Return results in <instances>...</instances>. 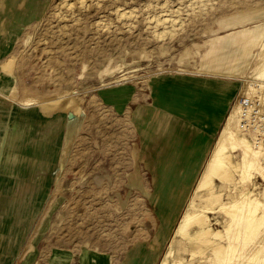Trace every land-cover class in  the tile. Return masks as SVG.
I'll return each instance as SVG.
<instances>
[{
	"label": "rangeland",
	"instance_id": "1",
	"mask_svg": "<svg viewBox=\"0 0 264 264\" xmlns=\"http://www.w3.org/2000/svg\"><path fill=\"white\" fill-rule=\"evenodd\" d=\"M5 2L9 7L0 6V85L12 89L0 93V135L8 125L18 127L20 115L41 120L42 112L46 118L43 124L36 120L30 125L29 135L21 142L3 145L0 157L17 163L12 172H24L27 156L43 154V140L49 142L48 155L52 157L56 151L57 135L47 127L65 130L61 174L43 208L45 219L33 230L42 222L45 225L39 233L43 239L40 245L47 253L84 249L111 253L124 251L132 243L124 264H138L137 258L142 255V264H157L173 239L193 188L170 231L180 201L174 186L176 166L157 163L167 166L171 175L165 184L158 178L150 197L156 201L158 231L147 201L128 187L125 172L134 149L129 124L101 104L97 90L128 81L147 85L152 77L172 72L202 75L197 71H201L211 42L218 36L258 26L264 21V0ZM166 24L171 28L167 29ZM244 49L245 57L238 54L237 60H246L258 47L250 44ZM124 73L128 77L120 79ZM222 78L239 79L243 86L241 77ZM63 92L69 94L60 96ZM22 97L39 100L22 105ZM70 114L74 116L67 118ZM71 125L74 127L69 134ZM222 127L223 123L220 131ZM67 134L70 137L66 144ZM33 138L36 144L31 143ZM162 147L158 161L168 151L167 141ZM239 152H234L235 159ZM216 180L213 184L223 202L251 187L250 182L237 183L235 188ZM252 181L254 191L262 193L264 180L257 175ZM218 209L208 211V216L213 228L222 229L228 218ZM144 240L160 242L146 251ZM4 250L0 247V251ZM204 253L205 257L209 250ZM189 255L188 246L174 247V256L185 258L184 264L207 263L199 261L201 255L193 260ZM110 263L114 264L112 260Z\"/></svg>",
	"mask_w": 264,
	"mask_h": 264
},
{
	"label": "crops",
	"instance_id": "2",
	"mask_svg": "<svg viewBox=\"0 0 264 264\" xmlns=\"http://www.w3.org/2000/svg\"><path fill=\"white\" fill-rule=\"evenodd\" d=\"M13 1L15 3L17 0H8ZM5 3V0H0V6L9 7ZM249 30L252 31L253 27ZM249 30L216 37L208 52H212L214 56L222 53L220 55L223 60L218 62L220 70L210 67V61L207 68L239 74L241 65L238 62L244 65L247 59L241 58L238 61L237 55L243 54L244 47L250 44L256 46V36L250 34ZM239 87V79L226 80L211 75L172 72L152 77L147 85L128 81L122 85L97 90L96 96L101 104L113 114L126 119L129 124L134 149L132 160L125 172L128 175V187L147 201L157 222L158 231L160 220L155 210L156 201L150 197L155 191L158 178L163 179L162 183L165 184L171 175L167 166H157V163L176 166L173 170L176 174L174 186L178 189L180 201L170 224L171 231ZM36 112L39 113L37 110ZM45 115L42 112L39 114L41 120L46 118ZM70 115L67 118L74 116ZM47 129L54 133L53 128L48 126ZM55 133L56 151L52 157L30 154L23 162L24 172L0 173V247H5L4 251H0V264H111L110 260L114 264H124L126 252L131 249L132 243L120 252L93 253L92 249H84L80 252L57 250L47 253L40 245L43 239L39 233L45 227L43 222L33 232L36 224L45 219L43 208L61 174L65 130H56ZM166 141L168 151L158 161L159 148L162 149ZM31 143L36 144L34 138ZM48 143L45 140L41 142L43 149L49 147ZM145 242L147 251L150 246H155L160 241ZM137 261L142 264L144 256L137 258Z\"/></svg>",
	"mask_w": 264,
	"mask_h": 264
},
{
	"label": "bare ground",
	"instance_id": "3",
	"mask_svg": "<svg viewBox=\"0 0 264 264\" xmlns=\"http://www.w3.org/2000/svg\"><path fill=\"white\" fill-rule=\"evenodd\" d=\"M173 19L176 21V17ZM173 21L171 20L172 23ZM167 23L169 24V22ZM166 27L169 29L170 26L166 24ZM250 34H255L254 41L258 50L252 53L250 57L248 54L244 65L238 62V65H241V72L240 70L238 71L240 72L239 74L226 72L227 70L225 72L209 70L207 68L209 61L211 62L209 63L210 67L213 66L219 69L218 62L222 61L223 57L220 55L222 54L220 52V54L214 56V54H211L212 52L209 53L208 51L202 60L201 71L197 72H200L202 75L215 77H241L243 80L242 92H249L258 87H264V21L254 27ZM225 46H222V48L225 49ZM245 55L243 52V57ZM244 73L246 75L242 76ZM126 74H122L120 79H126L128 77ZM8 88L11 91L12 88L10 86L0 85V93L1 91H6ZM68 94L69 92L61 93L60 96H67ZM38 100L35 97H22L20 102L22 105H31ZM238 115V107L234 105L225 117L220 134L213 143L208 157L199 172L187 205L177 221L173 232V239L157 264H184L185 258L174 256V247L177 244L190 248L189 260H193L197 255H201L199 261H207L206 264H264V190L262 193L255 192V183L252 181L257 175L264 180V161L262 160L260 149L253 146L251 134L243 132L240 129ZM18 120V127L14 128L8 125L4 130V134L0 135V148L3 145L8 146L12 142H21L27 138L29 135L27 128L35 124L36 120H38L37 123L39 124H43L44 122L38 118L26 115H20ZM73 127L74 125L70 126L69 134ZM56 130L58 131L59 128L55 127L53 129L55 135H57L55 133ZM69 134H67L66 144L70 137ZM237 151L240 152L238 159H235L236 155H234V152ZM48 154V148H45L43 156H47ZM4 159L6 160V158L0 157V173L12 172L13 168L18 167L17 163L9 160L5 161ZM216 179L221 184L233 185L235 188V184L237 183L246 184L250 182L251 187L244 188L231 200L223 202L221 201L222 194L216 191L215 184H213ZM202 196H206V198L202 200ZM215 209H218L219 212L228 218L222 229H216L211 226L208 211H214ZM85 247L86 245L84 244ZM206 249L209 250V254L204 257V250Z\"/></svg>",
	"mask_w": 264,
	"mask_h": 264
},
{
	"label": "built area",
	"instance_id": "4",
	"mask_svg": "<svg viewBox=\"0 0 264 264\" xmlns=\"http://www.w3.org/2000/svg\"><path fill=\"white\" fill-rule=\"evenodd\" d=\"M241 89L240 81L239 90L231 107L234 105L238 107L240 129L251 134L253 146L260 149L264 161V87H258L249 92H242Z\"/></svg>",
	"mask_w": 264,
	"mask_h": 264
}]
</instances>
